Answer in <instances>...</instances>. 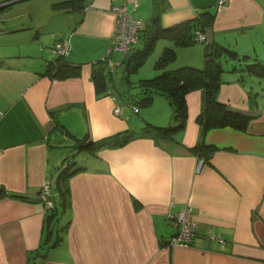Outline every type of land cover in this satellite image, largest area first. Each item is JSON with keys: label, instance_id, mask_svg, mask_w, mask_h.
<instances>
[{"label": "crops", "instance_id": "obj_1", "mask_svg": "<svg viewBox=\"0 0 264 264\" xmlns=\"http://www.w3.org/2000/svg\"><path fill=\"white\" fill-rule=\"evenodd\" d=\"M123 4L143 27L153 16L152 0H83L81 8L69 0H0V264H264V79L232 70L238 62L224 51L216 97L246 116L242 130L210 129L202 137L195 122L202 94L192 91L179 135L139 137L85 158L62 183L66 206L46 220L39 189L48 179L58 201L54 181L70 138L97 141L126 131L112 101L114 89L129 90L121 64L118 86L110 76L114 89H96L91 79L110 46V9ZM160 7L162 29L210 13L207 44L243 63L264 60V0H160ZM60 41L67 43L61 60L78 66L76 76L45 72ZM157 41L150 71L140 66L137 81L158 74L153 63L166 47L174 56L165 69L202 66L204 45ZM153 102L159 121L168 117L154 125H166L170 106L162 97ZM200 144L211 147L206 157L192 151ZM185 205L196 235L190 246L169 249V218Z\"/></svg>", "mask_w": 264, "mask_h": 264}, {"label": "trees", "instance_id": "obj_2", "mask_svg": "<svg viewBox=\"0 0 264 264\" xmlns=\"http://www.w3.org/2000/svg\"><path fill=\"white\" fill-rule=\"evenodd\" d=\"M83 0H69L73 7H82ZM153 16L142 26L138 31L137 40L141 42V47L137 50L131 51L121 61V72L123 73V80L129 84L128 76L138 69L144 62L146 57L152 52L154 44L159 39H166L172 42L173 46H187L193 43H201L204 45L203 63L200 68L192 66H181L175 69H165V64L172 60L174 56L173 49L166 47L162 50L160 55L153 63V69L158 72L157 75L150 79L139 80L135 83L134 89L136 93L130 95L128 98L124 96V90L114 89V85H110V76L102 64L101 70L91 72V79L96 89L102 88L104 85H109L114 89V98L118 104L127 108L134 107L138 113V107H145L149 105L154 97L164 98L170 106V117L166 125H150L145 126L138 132V135L128 133L126 131L117 133L103 139L93 141L88 136H83L79 139L70 138L72 150L88 152L90 156H96L100 149L119 147L125 142H129L135 138L145 137L153 141L173 140L174 136L179 135L184 127L186 121V103L185 97L188 93L199 90L202 94V103L200 112L195 117V122L200 127L201 135L210 129H219L230 127L236 130H242L246 123V116L228 109L224 104L217 100V89L220 85V75L222 74V66L220 62V51L226 52L231 58H235L238 66L231 67V69H238V72H245L246 74H253L264 79V60L253 61L251 63H243L245 57H236L233 52L222 49L221 47L212 46L204 42L194 41V32H204L206 24L212 19L210 13H198L195 19L180 23L170 28L162 29L158 25V13L161 11L160 0H152ZM56 43V42H55ZM235 56V57H234ZM63 57L56 56V60L47 66L46 73L55 79L64 77L76 76L78 74V66H73L69 63L63 62ZM101 63V62H100ZM138 97H141L138 99ZM60 128V126H59ZM133 134V135H132ZM211 147L202 144L197 145L192 151L197 156L206 157L207 152H210ZM79 162H72L69 164L67 157H64L58 167V172L55 177V190L59 192L58 201L53 200V210H48L46 213V220L52 222L57 214L55 209L62 211L66 206L62 192V183L66 178L73 175L75 172L83 169L79 167ZM77 166V167H75ZM15 199H22L20 195H10ZM57 240L53 243V245Z\"/></svg>", "mask_w": 264, "mask_h": 264}, {"label": "built area", "instance_id": "obj_3", "mask_svg": "<svg viewBox=\"0 0 264 264\" xmlns=\"http://www.w3.org/2000/svg\"><path fill=\"white\" fill-rule=\"evenodd\" d=\"M228 0H218V5L226 4ZM110 13L113 16V30L110 38V46L105 54L99 60L108 73H113L118 63L125 58L130 52L132 45L137 41L138 31L142 24L138 20H134L127 13L125 4L112 7ZM206 36L203 32H194V41L204 42ZM52 51L56 56L64 57L67 53V43L65 41L56 42L52 46ZM112 54L119 55V60L115 63L111 59ZM120 61V62H119ZM115 115L121 113L122 107L113 97ZM134 113L137 110L134 107L130 108ZM199 166V163L197 167ZM38 200L43 203L45 211H52L54 206L52 203L51 183L48 179L41 185L38 193ZM192 212L190 207L185 205L178 212L169 218L171 227L174 229V234L167 240L166 245L169 249L176 247H188L191 244L192 238L196 235L197 225L191 218Z\"/></svg>", "mask_w": 264, "mask_h": 264}, {"label": "rangeland", "instance_id": "obj_4", "mask_svg": "<svg viewBox=\"0 0 264 264\" xmlns=\"http://www.w3.org/2000/svg\"><path fill=\"white\" fill-rule=\"evenodd\" d=\"M15 37H18V35H15ZM160 45H161V42H159V41H157L154 44L153 50L150 53V55L148 57H146L144 62L140 65L141 67L139 66L141 72H144V71L149 72L150 71V67H151L150 61H151L152 56L154 55L156 49H158V46H160ZM193 45L203 47V44H201V43H197V44H193ZM136 46L141 47V43L138 42ZM115 69L116 70H115V73H113V75H112V79H114L113 82H114L115 86H118L119 85L118 77L120 76L119 75L120 70L118 69V67ZM133 74H136V73L134 72V73L130 74L131 76L129 75L128 77L132 80V83L133 82L135 83V81H137V79H135ZM130 79H129V84H128L129 90L126 91V89L124 88V91H123L124 96L127 98L130 95L135 94V91H136V89H134V87H133L134 85L133 84L130 85V81H131ZM130 87H132V88L130 89ZM130 90L132 92L131 94H130ZM140 98L141 97H138V99H140ZM154 99H155V97H154ZM158 108H159V106L157 105V102H153V101L145 107H141V106L138 107L139 114L138 113L135 114L130 108H127L125 106L122 107V111H121V112H123L122 121H126V123L124 122L125 123L124 125L126 126V128L124 127L126 132H128V133L140 132L141 129L145 126V124L153 125V124H156L157 122H161V124H165L168 120V117H166L165 120L163 119V121H159L158 114H155V112H154L156 110L158 111ZM155 119H156V121H154ZM61 152H63V156L61 159L63 160L64 157H67L69 164H71L73 161L81 163L82 161L85 160V158L90 157L88 152L75 151V150L68 149V148H62Z\"/></svg>", "mask_w": 264, "mask_h": 264}, {"label": "water", "instance_id": "obj_5", "mask_svg": "<svg viewBox=\"0 0 264 264\" xmlns=\"http://www.w3.org/2000/svg\"><path fill=\"white\" fill-rule=\"evenodd\" d=\"M37 202V201H36Z\"/></svg>", "mask_w": 264, "mask_h": 264}]
</instances>
